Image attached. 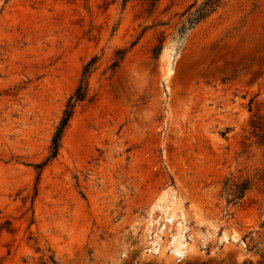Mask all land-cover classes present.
Masks as SVG:
<instances>
[{"label": "rangeland", "instance_id": "obj_1", "mask_svg": "<svg viewBox=\"0 0 264 264\" xmlns=\"http://www.w3.org/2000/svg\"><path fill=\"white\" fill-rule=\"evenodd\" d=\"M193 2L0 0V264H264V0Z\"/></svg>", "mask_w": 264, "mask_h": 264}, {"label": "trees", "instance_id": "obj_2", "mask_svg": "<svg viewBox=\"0 0 264 264\" xmlns=\"http://www.w3.org/2000/svg\"><path fill=\"white\" fill-rule=\"evenodd\" d=\"M124 1L126 2V0ZM158 2L159 0H149V7L154 9ZM221 5H222V0H202L201 3L199 4H197V0H195V2L190 4L181 15L185 17L182 21L180 28L176 31V39L177 40L182 39V37L185 35L186 32L194 28L197 24L205 20L207 17H209ZM161 49H162V41L159 40L152 49L153 59L158 58ZM124 53H125L124 50L117 52V54L121 55L119 60L123 58L122 55H124ZM94 63L95 60L91 59L83 66L79 84L77 85L72 96H70V98L68 99L65 108L62 112L61 118L58 122V125L55 128V131L52 135L50 141V153L48 157L45 159V161L42 164L38 165L37 168H40L41 166L48 163L57 156L60 147L61 138L73 114L74 106L77 103L82 102L86 97L87 78L89 73L91 72ZM117 66H118V62L112 64L113 68H116ZM249 190H250V185L248 182L244 181L238 185H235L233 201L234 200L238 201L241 198H243L244 194Z\"/></svg>", "mask_w": 264, "mask_h": 264}]
</instances>
